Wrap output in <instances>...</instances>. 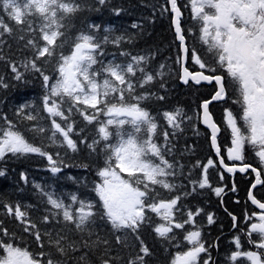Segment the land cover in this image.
Masks as SVG:
<instances>
[{
    "label": "snow or ice",
    "instance_id": "6c2138e0",
    "mask_svg": "<svg viewBox=\"0 0 264 264\" xmlns=\"http://www.w3.org/2000/svg\"><path fill=\"white\" fill-rule=\"evenodd\" d=\"M100 5L106 0H98ZM170 5L172 24L175 27L176 39L180 42L179 51L184 58H190L195 65L202 71L190 72L187 67L183 69L181 79L187 83L191 78L195 83L215 81L217 89L210 100H205L201 104L203 109V123L211 129V146L216 150L217 155L220 149L217 147V133L220 131L209 111V106L213 101H225L228 98V86L222 74H215L216 67L205 63L195 47L189 49L186 44V37L181 28L180 18L181 9L178 7L177 0H166ZM191 5L192 18L201 23L200 41L207 45V50L215 57V63L227 73V78L235 86L239 98L234 100L242 108L243 127L238 126V121L233 113L225 109L224 118L227 128L231 131V147L227 149L229 160H243V150L246 144L253 146L259 145L256 156L264 164V0H189ZM80 9V5L74 0H0V12L6 14L11 21L20 27L21 31L25 28L28 32H34L33 20L31 17H39V31L44 45L38 46L36 41L28 39L26 47L34 50V56L20 62V67L25 72L39 73L43 80L44 95L42 97L43 111L48 114L50 128L42 126L39 120L42 119L37 112L25 110L31 106L21 105L17 110V116H22L26 121L35 122L27 129L33 136H43L51 132L47 138L52 144L59 142L60 146L66 145L72 152L78 150L77 141L72 138L74 133V121L71 114L75 110L88 124L98 123V138H94L91 143L87 139H81L79 143L84 144L89 150L96 151L97 146L104 143V151L107 154L106 166L98 171L102 183H97L95 193L99 198L103 209L100 218L111 224L113 230L125 231V236L129 233L139 241V251L135 256H130L126 264H147L146 257L151 255L150 249L140 238V230L145 224L151 226L152 218L148 213H154L163 223L156 224L152 230L158 238L172 242L175 240L174 230L185 229V225L191 224L195 228L196 215L189 211L187 219L177 220L175 211L177 210L180 196L171 199H161L156 190V186L171 192L176 185L170 183L168 177L176 175L173 165L169 163L163 154L160 145L154 141L158 125L154 117L148 110L141 106L140 101L146 96L136 94L137 86H144L153 81L154 76L145 71L141 64L145 61L143 56H133L131 62L126 65L109 62L103 64L98 59L103 53V44L113 43L119 45L123 37L118 36L109 40L105 35L101 40L91 33H80L74 43L70 54L60 53L56 62L55 77L45 74L37 61L41 58H55L57 48H62L63 43H58L59 38L63 37L61 31L65 27L63 21L67 14H72ZM168 9L165 8L164 11ZM117 14L119 12L117 11ZM97 28L96 25H91ZM132 27H137L133 24ZM107 31V30H105ZM5 33L11 35L13 28L5 23L0 16V37ZM25 37L21 36L23 40ZM2 42V41H0ZM121 55L127 56L128 53L122 52ZM0 59H4L0 55ZM47 62V61H46ZM179 63L180 60L178 59ZM99 64L100 68H94ZM14 79L23 80L24 73L19 70L15 61L9 63ZM163 67V65H161ZM142 74V79L134 82L136 73ZM205 71L211 74H205ZM101 77H103L101 83ZM53 79L55 82H53ZM0 86L7 87V84L0 78ZM127 94V95H126ZM135 102H128V98ZM164 99V97H159ZM67 105V114L64 106ZM80 105H85L84 109ZM92 109L89 114L87 109ZM108 117L106 121H101L98 116ZM180 111L164 112L163 116L169 126L179 128L177 117ZM59 118L64 122L62 125L57 121ZM6 127H0V159L6 154L26 155L38 154L46 157L51 165L50 171L55 174L60 171L57 160L51 154L44 151L42 147L30 142L21 132L17 125L4 117ZM109 126H115V133L110 131ZM83 132V130H81ZM62 140L58 141V136ZM115 135L117 143H110V137ZM165 143L168 141V133H164ZM59 153H57V157ZM155 158V159H154ZM159 161V163L156 162ZM114 161V163H113ZM224 165L223 159L220 161ZM213 165V160L209 159L207 165L202 167L207 172L208 167ZM225 170L229 173L235 172V167H228ZM250 166L245 164L239 168L240 172H245ZM119 172H126L128 178H122ZM253 172L257 170L252 169ZM4 173L0 172V176ZM260 173H257V183H260ZM21 179L26 177L21 173ZM223 180V175L221 176ZM196 183V182H194ZM199 188L211 187L208 183L207 175L198 182ZM40 188V185H35ZM255 187V185H253ZM217 196L223 192L222 188L213 189ZM235 191V187H233ZM50 205V215L43 217V222H49L50 217L57 219L62 214L65 225H74L75 230L84 232L87 224L93 222L97 215L94 211L96 205L92 202L78 200L76 195L71 196L72 204L66 205L63 200L54 198V194L43 192ZM249 199L254 205L261 209V213H253L251 216L245 214L246 221L253 218L258 222H252L248 226V242L253 244L257 251H243L241 238L234 237L232 243L236 250L232 251L227 257L235 264L238 258H245L249 264H264V202L255 199L252 192H249ZM79 207L73 209L74 204ZM9 216L14 215L15 219L24 224V231L30 232L35 237L36 242L41 248L44 247V237H47L49 248L54 249L60 257H66L70 252L79 250L78 243L70 241L66 235L57 232L55 236L51 232L43 235L37 225L28 219V213L21 210L17 204L15 209L7 203L3 205ZM55 210V211H52ZM208 223H213V216H208ZM233 227H237V217L232 216ZM34 230V231H32ZM4 236H8L7 229L0 228ZM258 235V240L252 239V234ZM117 243H121V237L117 236ZM183 239L192 247L183 252L177 253L172 259L171 264H196L197 258L201 253H207L208 249L201 242V232L196 230L186 231ZM100 244L107 245V240L84 242L85 247H98ZM0 249L4 255L0 256V264H63L61 259L53 258L51 253L46 254L41 251L38 255L40 259L30 256L26 250L15 247L13 243H5L0 239ZM109 249L105 248L104 256L100 264H114L119 257L109 255ZM46 257V259H44ZM80 261H85L81 256ZM203 264H212L211 256L203 260Z\"/></svg>",
    "mask_w": 264,
    "mask_h": 264
},
{
    "label": "trees",
    "instance_id": "16d2710c",
    "mask_svg": "<svg viewBox=\"0 0 264 264\" xmlns=\"http://www.w3.org/2000/svg\"><path fill=\"white\" fill-rule=\"evenodd\" d=\"M177 1L183 13L182 26L188 48L195 47L205 63L216 67V73H222V69L215 63V57L208 52L207 45L202 44L199 39L201 23L192 18L189 0ZM74 2L80 5V9L75 13L67 14V18L63 21L65 27L61 31L64 35L58 40V43H63V47L57 48L55 58H41L37 63L45 74L55 77L57 75L56 62L60 53L70 54L80 33H91L101 40L108 35L110 41L118 36L123 37L119 45L111 42L103 44L104 54L98 59L103 64L113 62L126 65L131 62L133 56H143L146 59L141 67L154 76L153 81L146 84L144 88L137 86L136 94L147 97L141 100L140 104L150 112L158 125L154 141L161 146L164 158L173 165V171L176 173L174 177L167 178L170 183L176 185L171 192L159 186H156V190L161 199L181 197L175 211L177 220L187 219L189 211L195 213L198 209L201 210L199 215L194 217L195 228L188 224L183 230H174L175 240L172 242L156 236L152 228L163 221L154 213L149 212L152 224L151 226L145 224L139 233L140 238L151 252V255L145 258L147 264H171L179 251L190 246L183 239L186 231L196 229L201 232V241L208 249L207 253L201 254V261L210 255L212 264H233L227 257L236 250L232 243L234 237L241 238L243 251L254 249V245L248 242V222L244 220L245 214L253 209L246 200L248 180H237V190L232 192L229 180L224 176L222 180L221 170L213 164L206 172L211 187L206 186L201 189L198 186V182L205 176L202 166L207 165L208 160L214 158L209 133L201 125L199 117L200 101L211 96L213 86L192 82L183 83L181 63L177 62L178 59L180 60L179 43L173 30L172 13L166 0H106L103 5H100L98 0H74ZM165 8L168 10L164 11ZM0 16L13 28L11 35L5 33L0 37L2 41L0 42V55L4 57L0 59V78L7 84V87L0 86V127H6L4 117L12 121L30 142L51 154L60 168L59 172L53 174L47 158L38 154L13 156L9 153L0 159V172L4 173L0 176V228L7 229L9 233L8 236H4L0 231V239L5 243H13L21 250H26L30 256L37 259L41 258L38 254L43 251L46 254L51 253L55 259H61L63 264H100L102 258H107L104 256V251L108 248L109 255L120 258L114 261V264H126L128 258L135 256L139 251V241L131 233L125 236V231L113 230L110 223L100 218L103 209L94 190L97 183H102L98 171L106 166L107 154L103 150L105 142L101 141L96 151H91L84 144L79 143L84 138L88 143L98 138V123L88 124L83 116L73 111L69 122L74 121V133L70 135L77 141L78 150L76 152H72L66 145L61 147L59 142L52 144L47 138L51 132L34 137L27 131L35 122L26 121L22 116H17L18 108L24 104L31 106L25 110L26 112L30 111L33 115L39 112L42 118L39 123L42 126L47 128L51 126L48 114L43 111L42 97L45 90L42 77L39 73L25 72L20 67L22 60L34 56V50L30 46H25L28 39L35 40L41 47L45 43L39 31L41 21L39 17H31L35 31L28 32L26 28L21 31V26L9 20L6 14L0 12ZM133 24L137 27H132ZM91 25L98 27L92 28ZM21 36L25 38L21 40ZM122 52L128 55H121ZM11 61H15L19 70L24 73L23 80L14 79L9 66ZM187 66L192 70L200 69L190 58H188ZM94 68L99 69L100 65L97 64ZM140 79H142V74L137 71L134 82ZM102 80L103 77H101V83ZM53 82H55L54 79ZM159 97H164V99H159ZM128 102L135 101L129 97ZM212 104L218 109L222 103ZM85 107V105H80L81 109ZM64 109L67 114V105ZM177 110L180 111L177 117V123L180 126L173 128L168 125L163 113ZM87 111L91 114L93 110L89 108ZM56 119L62 125L64 124L58 117ZM98 119L106 121L108 117L100 115ZM109 129L115 133V126H109ZM165 132L168 133L167 143L164 138ZM57 136L58 141L62 140L59 134ZM110 143L113 145L117 143L115 135L110 137ZM57 153H59L58 157ZM156 162L159 163L158 160ZM116 170L119 171V169ZM21 173L25 175L26 180L21 179ZM120 173L123 178H128L126 172ZM35 185H40V188H36ZM218 187H223V191H226L224 197L223 194L217 196L213 191ZM43 192L54 194V198L63 200L66 205L72 204L71 196L76 195L78 200L94 203L96 205L94 211L97 215L92 223L86 225L82 233L76 231L74 225L66 226L62 214L58 218L59 222L50 217L49 222L44 223L43 217L50 215V205ZM260 198L264 200V197ZM5 203L11 205L13 209L19 204L21 210L28 213V219L37 225L42 235L45 232H51L55 236L59 232L66 235L70 241H76L79 250L70 252L66 257H60L54 249L49 248L47 237H44V247L41 248L35 237L30 232L24 231L25 225L17 221L14 215L7 214L3 207ZM77 207H79L78 203L73 205V209ZM209 215L213 216L211 224L207 219ZM232 216L237 217L238 226L235 228ZM117 236L121 237V243H117ZM97 238L107 240L108 244H100L95 248L84 246L85 241L91 243ZM252 239L258 240L259 237L253 233ZM3 255V249H0V256ZM81 256L85 257V261H80ZM235 264H249V262L241 257Z\"/></svg>",
    "mask_w": 264,
    "mask_h": 264
},
{
    "label": "flooded vegetation",
    "instance_id": "af4514ba",
    "mask_svg": "<svg viewBox=\"0 0 264 264\" xmlns=\"http://www.w3.org/2000/svg\"><path fill=\"white\" fill-rule=\"evenodd\" d=\"M222 75L225 77V83L228 86V98L225 101L221 102L222 104H220L218 108L220 110H218L217 107L212 106V111L214 113L216 112V114L218 115L222 128V131L219 136L221 153L228 164H232V165L249 164L251 166L259 168L261 170V175L264 180V176H263L264 164H262L259 158L256 156V151L259 150L260 147L259 145L253 146L250 144H246L242 153L244 157L242 161L241 160L233 161L228 159L227 149L231 147V131L230 129L227 128L225 122V118H224L225 109H228L233 113L234 117L238 121V126L243 127V121L240 120V117L242 116V108L240 107L239 104L233 102L234 100L239 98V94L235 90V86L230 82L229 78H227L226 71H224ZM211 85L213 86V91H212L213 93L215 91V85L214 84ZM225 175L229 180L233 179V177H234V181L237 180L239 181L243 179L248 180V187L251 184L254 177V173L251 169L247 170L245 173H235L234 175L232 173L225 171ZM255 195L256 197L259 198L264 197V183H261V185L256 188Z\"/></svg>",
    "mask_w": 264,
    "mask_h": 264
},
{
    "label": "water",
    "instance_id": "95a60500",
    "mask_svg": "<svg viewBox=\"0 0 264 264\" xmlns=\"http://www.w3.org/2000/svg\"><path fill=\"white\" fill-rule=\"evenodd\" d=\"M179 7V6H178ZM169 8H170V5H169ZM170 11H171V9H170ZM182 13V12H181ZM173 15V14H172ZM182 16V15H181ZM180 23H181V21H180ZM172 26H173V24H172ZM181 28H182V26H181ZM173 30H174V33H175V27L173 26ZM182 30H183V28H182ZM178 41V40H177ZM179 42V41H178ZM179 44H180V42H179ZM187 44V43H186ZM181 53V52H180ZM187 61H188V58H184V56H183V53H181V76L183 75V69L185 68V67H187ZM188 68V67H187ZM188 70L190 71V72H193V73H195V72H198V71H192V70H190L189 68H188ZM206 75H207V73H205ZM188 81H192V82H195V81H193L191 78H189L188 79ZM184 82V81H183ZM212 82H215V81H212ZM211 82V83H212ZM185 83V82H184ZM200 83H204V84H211V83H209L208 81H201ZM215 94V93H214ZM211 99V97L210 98H208V99H204V100H202L201 102H200V106H201V104L203 103V101H205V100H210ZM214 102V101H213ZM210 111V110H209ZM211 113V112H210ZM212 115V114H211ZM200 116H201V123L210 131V143H211V129L210 128H208L204 123H203V109L200 107ZM214 120V119H213ZM218 126V125H217ZM218 135H219V132L217 133V137H218ZM217 147L219 148V145H218V142H217ZM213 149V148H212ZM220 149V148H219ZM214 150V152L217 154V152H216V150L215 149H213ZM218 156V159H219V162L221 161V159H222V157H221V155L219 154V155H217ZM224 165H226L225 163H224ZM224 165H221L224 169H225V166ZM227 166V165H226ZM228 167H235L236 169H237V171H239V168L240 167H242V166H228ZM253 185H255V187L256 186H258L259 185V183H257V177L255 178V180H254V182L252 183V185L250 186V188H249V191H248V196H249V192L251 191L252 192V195L254 196V188L255 187H253ZM255 197V196H254ZM249 198V197H248ZM255 199L256 200H258L256 197H255ZM250 200V199H249ZM251 201V200H250ZM259 201V200H258ZM251 203H252V201H251ZM253 204V203H252ZM254 205V204H253ZM254 206H256V205H254ZM257 207V206H256ZM258 208V207H257Z\"/></svg>",
    "mask_w": 264,
    "mask_h": 264
},
{
    "label": "rangeland",
    "instance_id": "374dc122",
    "mask_svg": "<svg viewBox=\"0 0 264 264\" xmlns=\"http://www.w3.org/2000/svg\"><path fill=\"white\" fill-rule=\"evenodd\" d=\"M117 171V170H116ZM118 172V171H117ZM119 173V172H118ZM120 174V173H119ZM121 176V175H120Z\"/></svg>",
    "mask_w": 264,
    "mask_h": 264
}]
</instances>
